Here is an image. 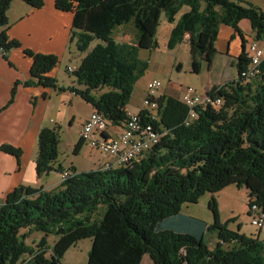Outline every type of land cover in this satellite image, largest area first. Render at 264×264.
Instances as JSON below:
<instances>
[{
  "label": "trees",
  "instance_id": "16d2710c",
  "mask_svg": "<svg viewBox=\"0 0 264 264\" xmlns=\"http://www.w3.org/2000/svg\"><path fill=\"white\" fill-rule=\"evenodd\" d=\"M16 1L33 10L45 5L44 0H0L2 54L22 48L6 31L7 14ZM54 2L57 11L74 15L70 44L76 43V49L86 54L73 74L79 87L71 91L113 126L127 119L135 83L146 69L139 51L157 47L155 34L162 14L175 24L170 47L190 34L196 73L202 61L209 69L213 66L219 28H232L242 41L237 78L209 89L206 94L221 99L222 105L201 107L189 125L188 106L161 96L157 125L161 141L122 167L87 173L74 167L66 170L58 164V130L44 127L37 138L36 175L66 171L71 176L52 189L19 185L6 197L0 205V264H61L68 250L85 239L93 241L88 264H141L145 256L154 264H264V241L222 224L215 198L208 206L215 218L212 226L181 212L184 204H197L206 193L231 185L247 189L249 211L253 206L264 211V60L257 77H241L249 59L239 28L241 21L248 20L254 41L264 39V9L246 0ZM131 24L137 31L134 42H117L115 33ZM23 53L32 61L31 78L22 82L25 87L63 91L50 75L59 64L57 56L29 49ZM20 84H15L7 106L14 103ZM84 146L80 138L74 155ZM1 150L20 158V149L4 145ZM208 231L217 232L214 248L206 243ZM36 232L45 236L34 247L27 245ZM51 235L57 240L48 247Z\"/></svg>",
  "mask_w": 264,
  "mask_h": 264
},
{
  "label": "rangeland",
  "instance_id": "374dc122",
  "mask_svg": "<svg viewBox=\"0 0 264 264\" xmlns=\"http://www.w3.org/2000/svg\"><path fill=\"white\" fill-rule=\"evenodd\" d=\"M258 3L259 7H264V0H259ZM166 19L165 14H162L157 34H155L157 47L150 51H139V59L141 62L146 63V69L135 83L134 92L128 106V110L131 113L143 108L144 101L149 95L148 84L153 80H158L162 83V89L155 96L173 97L181 102L184 96L188 94L189 89L197 95L204 96L209 88L223 86L235 80L236 58L232 59L234 61L233 65H226L223 59L218 58L214 60L215 62L211 69L208 68L206 61H202L201 69L196 73L192 67L190 34L180 43L170 47L169 42L175 24H169ZM136 33V29L131 24L130 27L118 30L115 33V39L117 42L126 41L127 43H133ZM237 42L238 48L242 49L239 41ZM97 44L98 41L96 40L92 43V47ZM250 44L251 41L247 43L248 51ZM75 46L76 43L70 44L65 56L59 55L60 61L55 69V79L61 88H65L66 93L50 96L45 106L42 107V115L44 123L49 125V128L57 129L59 132L58 164L62 165L66 170L74 167L78 172L87 173L99 170L108 158H103L98 153L95 158L89 159L86 156V145L80 154L74 155V148L80 138L82 127L93 112V107L84 102L82 98L79 96L70 98L68 95L72 86L79 87L74 78L75 76L69 74L68 68L77 67L86 56L85 52L78 51ZM224 47L226 49L229 48L228 42L225 43ZM25 59L29 58L25 57ZM95 94L97 95L98 93ZM108 129L113 132L117 131V128L113 127V125H110ZM36 144L35 153L38 152V143ZM43 180L42 187L46 190L55 187L62 181V177L58 173L52 172L49 175H45ZM246 190L244 187L238 188L231 185L221 192L206 193L202 196L199 203L193 205L184 204L181 207V212L190 217L200 218L208 226H212L215 218L208 206L212 199L215 198L218 202L217 206L222 224H227L228 229L233 232H239L248 238H258L264 241V225L258 228L252 224L253 215L247 206L248 195ZM44 236L43 233H32L26 243L34 247L39 244ZM205 239L207 245L210 248H214L217 242V232L208 231ZM56 240V236H48V247H52ZM92 246V239L78 242L60 260L61 264H88Z\"/></svg>",
  "mask_w": 264,
  "mask_h": 264
},
{
  "label": "crops",
  "instance_id": "0c3cea01",
  "mask_svg": "<svg viewBox=\"0 0 264 264\" xmlns=\"http://www.w3.org/2000/svg\"><path fill=\"white\" fill-rule=\"evenodd\" d=\"M246 1L259 7V0ZM44 4L42 10H33L25 3L16 1L12 3L7 14L9 24L6 31L9 39L22 43V48L13 50L9 54L0 53V205L19 185L44 189L42 187L44 177L38 178L35 172L37 138L40 131L49 126L44 123L42 107L45 106L50 96L66 93L65 88L60 86L63 91H54L38 86L25 87L22 84V82L30 80L32 66L31 59L23 57V49H29L39 54H54L59 57V55L65 56L66 50L70 46V31H72L74 15L57 11L54 0H44ZM259 8L264 9V7ZM239 28L247 43L254 41L255 35L248 20L241 21ZM237 41L242 48L239 35L235 34L232 28L222 25L219 28L216 42L218 55L215 60L223 59L226 65H233L232 59L239 57L242 52V49L238 48ZM226 42L229 44L228 49L224 47ZM120 43L127 42L121 41ZM257 44L264 47V39L258 41ZM246 51L249 52L247 46ZM50 75L55 78V70ZM17 82L21 84L16 91L15 101L11 106H7L11 98V91ZM72 88L74 86L68 92L70 98L76 97L71 91ZM128 109L127 111H129ZM139 111L135 113H139ZM118 131L117 129L111 133L115 136ZM4 145L20 149V158L17 159L2 152L1 148ZM96 154H98L97 151H92L87 147L86 156L89 159L95 158ZM106 165L114 168L113 160L106 159L100 169H104ZM141 264H154V262L149 256H145Z\"/></svg>",
  "mask_w": 264,
  "mask_h": 264
},
{
  "label": "built area",
  "instance_id": "2783aa9c",
  "mask_svg": "<svg viewBox=\"0 0 264 264\" xmlns=\"http://www.w3.org/2000/svg\"><path fill=\"white\" fill-rule=\"evenodd\" d=\"M249 66L243 71L241 77L250 80L254 79V74H259V68L264 60V47H260L257 42L252 41L249 52H247ZM78 67L68 68L69 74H74ZM162 89V83L153 80L148 84V92L144 106L139 113L126 112L127 119L124 123L116 127L119 131L113 136L109 131V122L105 116L94 111L84 123L81 130V139L84 144L92 151H97L103 158L113 160V166L122 167L136 161L141 156L148 153L155 145L161 141L162 134L159 123V111L161 110L160 97L155 96ZM189 108L186 124H191L198 117L201 107L209 106L217 108L222 105L221 99L214 98L205 94L197 95L189 89L188 94L182 100ZM143 112V116L140 115ZM112 166L106 165L104 169ZM62 181L67 180L71 175L66 171L59 174ZM253 215L252 224L261 228L264 225V211L253 206L250 209Z\"/></svg>",
  "mask_w": 264,
  "mask_h": 264
},
{
  "label": "bare ground",
  "instance_id": "6f19581e",
  "mask_svg": "<svg viewBox=\"0 0 264 264\" xmlns=\"http://www.w3.org/2000/svg\"><path fill=\"white\" fill-rule=\"evenodd\" d=\"M259 74H254V78L257 77Z\"/></svg>",
  "mask_w": 264,
  "mask_h": 264
}]
</instances>
